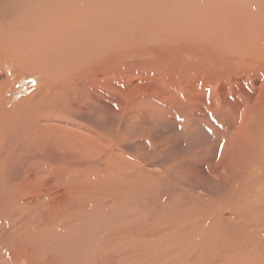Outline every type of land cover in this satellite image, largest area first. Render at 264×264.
Listing matches in <instances>:
<instances>
[{"label": "rangeland", "instance_id": "374dc122", "mask_svg": "<svg viewBox=\"0 0 264 264\" xmlns=\"http://www.w3.org/2000/svg\"><path fill=\"white\" fill-rule=\"evenodd\" d=\"M0 17V264H264V0H0ZM73 81L96 106L62 105ZM243 112L258 135L238 138L254 153L217 203L225 191L209 173L230 170L212 135L233 133ZM94 118L116 129L121 155L100 164L99 184L75 169L62 172L64 194L57 180L52 191L40 171L61 152L84 164L53 134ZM23 172L34 183L21 188Z\"/></svg>", "mask_w": 264, "mask_h": 264}, {"label": "bare ground", "instance_id": "6f19581e", "mask_svg": "<svg viewBox=\"0 0 264 264\" xmlns=\"http://www.w3.org/2000/svg\"><path fill=\"white\" fill-rule=\"evenodd\" d=\"M226 11V10H225ZM34 16V15H33ZM236 17V16H235ZM1 18V17H0ZM26 18V17H25ZM237 19V18H236ZM12 21V20H11ZM248 29V28H247ZM248 33V32H247ZM246 33V34H247ZM250 33V32H249ZM245 35V34H244ZM262 35V34H261ZM238 36V35H237ZM245 37V36H244ZM261 37H263V36H261ZM247 38V37H246ZM259 40H260V38H259ZM242 41V40H241ZM247 41V40H246ZM243 44H244V41L242 42ZM247 45L249 44L248 42L246 43ZM223 45H224V43H223ZM252 45V44H251ZM255 47V46H254ZM34 48H36V47H34ZM251 48H252V50H253V45L251 46ZM220 49V48H219ZM248 49H250V48H248ZM54 50V49H53ZM211 51V50H210ZM215 51V50H214ZM214 51H212V53L214 52ZM249 51V50H248ZM251 51V50H250ZM218 53V52H217ZM252 53V52H251ZM75 54L76 53H74V56H75ZM206 54V53H205ZM207 54H209V52L207 51ZM215 54V53H214ZM250 54V53H249ZM217 55H219V54H217ZM217 55H215V56H217ZM209 56V55H208ZM220 56V55H219ZM250 56V55H249ZM259 56V55H258ZM263 56V54L262 55H260V57H262ZM206 57H207V55H206ZM217 58V57H216ZM203 59V58H202ZM204 59H205V57H204ZM218 59V58H217ZM208 60V59H207ZM226 60H227V58H226ZM262 60V59H261ZM204 61V60H203ZM217 61V60H216ZM215 61V62H216ZM252 61V60H251ZM57 62V61H56ZM208 62V61H207ZM217 62H219V61H217ZM216 62V63H217ZM225 62V61H224ZM53 63L55 64V62L53 61ZM193 63V62H192ZM50 64H52L51 62H50ZM58 63H56L55 65H57ZM65 64V63H64ZM96 64H98V63H96ZM45 65V64H44ZM53 65V64H52ZM54 65V66H55ZM190 65H191V63H190ZM196 65H197V63H196ZM204 65H205V63H204ZM208 65V64H207ZM211 65V64H210ZM217 65V64H216ZM215 65V66H216ZM263 65V64H262ZM61 66H62V64H61ZM254 66V65H253ZM47 67H49V66H47ZM63 67V66H62ZM184 67V66H183ZM195 67V66H194ZM204 67V66H203ZM212 67H213V65H212ZM218 67V66H217ZM50 68V67H49ZM52 69H53V71H54V68L52 67ZM55 69H57V67L55 68ZM94 69V68H93ZM196 69V68H195ZM212 69V68H211ZM259 69V68H258ZM39 70V69H38ZM50 70V69H49ZM59 70V69H58ZM204 70V69H203ZM221 70V69H220ZM260 71V70H259ZM262 71V70H261ZM36 72H38L37 70H36ZM35 72V73H36ZM57 72V71H56ZM202 72V71H201ZM214 73H215V71H213ZM257 72H258V70H257ZM263 72V71H262ZM34 73V72H33ZM51 75H52V73L51 72H49ZM65 73V72H64ZM79 74H80V72H78ZM86 73H88V72H86ZM217 73V72H216ZM253 73H255V72H253ZM260 73V72H259ZM41 74H42V72H41ZM74 74V73H73ZM205 74V73H204ZM43 75V74H42ZM47 75H48V73H47ZM51 75H49V76H51ZM81 75V74H80ZM80 75L78 76V77H80ZM200 75H203V74H200ZM206 75V74H205ZM204 75V76H205ZM218 75V74H217ZM67 76V75H66ZM42 77V76H41ZM65 77V76H64ZM69 77V76H68ZM81 77H83V76H81ZM206 77V76H205ZM212 77H213V74H212ZM37 78H38V76H37ZM43 78V77H42ZM48 78V77H47ZM46 78V79H47ZM54 78V77H53ZM53 78H51V79H49V81L45 84L46 86H47V84L48 83H50V82H52V79ZM61 78H63V77H61ZM60 78V79H61ZM66 78V77H65ZM68 79V78H67ZM83 79V78H82ZM112 79V78H111ZM211 79V78H210ZM59 80V79H58ZM57 80V81H58ZM208 80V79H207ZM219 80V79H218ZM77 81H79V79L77 80ZM115 81V80H114ZM216 81H217V79H216ZM44 82H46V81H44ZM56 82V81H55ZM60 82H61V80H60ZM84 82V81H83ZM41 83H42V81H41ZM52 83H54V79H53V82ZM85 83H86V81H85ZM70 84H72L71 82H70ZM83 84V83H82ZM41 85V84H40ZM55 85V84H54ZM64 85V84H63ZM86 85V84H85ZM48 86H50L49 84H48ZM56 86H57V84H56ZM73 86H76V85H74V81H73ZM91 86H93L94 88H95V86L94 85H91ZM58 87V86H57ZM56 87V89H59V88H57ZM83 87H85L84 85H83ZM83 87H82V85L80 86V87H73V89H72V91L70 92V95H71V98H70V100L68 99V101H63V104L62 105H71V103L73 102V105H95L96 106V104H95V102H91V100L89 101V100H87V98L86 97H82L83 96V94L80 92V91H82L83 90ZM90 87V86H89ZM88 87V88H89ZM92 87V88H93ZM40 88V87H39ZM42 88H43V85H42ZM47 88V87H46ZM72 88V87H71ZM70 88V89H71ZM91 88V89H92ZM93 88V89H94ZM50 89H51V87H50ZM67 89V88H66ZM74 89H77V92L75 91L74 92ZM91 89H90V91H91ZM92 89V90H93ZM98 89V88H97ZM46 90V89H45ZM64 90V89H63ZM39 92H40V90H39ZM39 92H38V94H39ZM46 92V91H45ZM57 92V91H56ZM60 92V91H59ZM58 92V94L55 96V97H57L58 96V98H59V96L61 95L60 93ZM64 92H65V90H64ZM93 92V91H92ZM96 91H94V93H95ZM100 92H102V90H100ZM32 93H33V91H32ZM31 93V94H32ZM49 93V92H48ZM97 93H98V91H97ZM96 93V94H97ZM35 94V93H34ZM60 94V95H59ZM66 94V93H65ZM102 94V93H101ZM63 96H65L64 94H62ZM68 95V94H67ZM82 95V96H81ZM91 95V94H90ZM34 96V95H33ZM32 97V96H31ZM38 97V96H37ZM41 97V96H40ZM42 97H44V96H42ZM49 97V96H48ZM51 97V96H50ZM55 97L53 98L54 100L52 101V102H54L56 99H55ZM34 98V97H33ZM61 98V97H60ZM91 98H93V97H91ZM36 99H38V98H36ZM42 99V98H41ZM90 99V98H89ZM31 100V99H30ZM45 100H46V98H45ZM216 100V99H215ZM22 101V100H21ZM24 101V100H23ZM27 101H29V100H27ZM33 101V100H32ZM50 101V100H49ZM37 102V101H36ZM46 102V101H45ZM52 102L50 103L51 105H52ZM56 102V101H55ZM32 103H34V102H32ZM41 103V102H40ZM43 103H44V101H43ZM47 103V102H46ZM46 103H44V104H46ZM23 104V103H22ZM21 104V105H22ZM25 105V107H26V103H24ZM47 104H49V103H47ZM47 104H46V106H47ZM60 104V103H59ZM58 104V105H59ZM32 105V104H31ZM38 105V104H37ZM54 105V104H53ZM53 105H52V107H53ZM23 106V105H22ZM50 106V105H49ZM95 106H93L94 108H95ZM43 107H44V105H43ZM55 107H58V106H55ZM60 107H62V106H60ZM14 108V107H13ZM33 108H34V105H33ZM37 108V107H36ZM38 108H39V106H38ZM47 108V107H46ZM63 108V107H62ZM245 108H247V107H245ZM17 109V108H16ZM24 109V108H23ZM27 109V108H26ZM53 109V108H52ZM37 110V109H36ZM59 110V111H58ZM58 110H56V108H55V110L54 111H58L59 113H61L60 111H61V109H58ZM65 110V109H64ZM95 110H96V108H95ZM98 110V109H97ZM25 111V110H24ZM34 111V110H33ZM39 111V110H38ZM253 111V110H252ZM5 111H3V110H1V115L3 116V117H12V116H18V114H19V109L18 110H16V115H15V113H13V112H11L10 113V111H8L10 114H8V113H5V114H3ZM25 112H27V111H25ZM36 112V111H35ZM42 112H43V110H42ZM48 112V111H47ZM47 112H44V113H47ZM173 112V111H172ZM172 112L171 113H169V115L170 116H172L171 114H172ZM38 113H40V112H38ZM44 113H42V114H44ZM51 113V112H50ZM52 113H53V111H52ZM242 113V112H241ZM14 114V115H13ZM48 114V113H47ZM198 114H200V113H198ZM221 114V113H220ZM250 114V113H249ZM21 115V114H20ZM27 115H28V113H27ZM36 115V114H35ZM45 115V114H44ZM197 115V114H196ZM227 115V114H226ZM252 115H253V113H252ZM53 116V115H52ZM19 117V116H18ZM40 117H41V113H40ZM55 117V116H54ZM58 117V116H57ZM191 117V116H190ZM197 117H198V115H197ZM196 117V118H197ZM237 117V116H236ZM4 118V120H6ZM9 118V119H10ZM44 118V120H45V118H47V116L46 117H43ZM43 118L42 119H40V120H43ZM49 118H50V114H49ZM69 118V117H68ZM173 118V117H172ZM226 118V117H225ZM239 118V117H238ZM249 118H250V116L248 117L247 116V113H245V112H243V114H241V116H240V122H239V126L238 127H236L235 128V130H234V132L233 133H231L230 134V132H228L229 130H227V128H229V127H226V126H224V125H222V127L221 128H219V126L218 127H216V131H215V133L212 135V140H214V141H218L217 142V145H216V151H219V153L221 154V157H224V158H226V159H228L229 160V163H228V165L226 164V166H228L229 167V170H230V175H224V174H220V173H218V172H216V171H212V172H210L209 174H211V177H213V179H214V181H215V183L216 184H219V186L220 187H223L224 189H223V191H225V193H223L222 195H220V193H219V195H217L216 196V194L215 195H213V196H215L214 198H217L218 199V202L217 203H219L220 202V200H222V198L223 197H228V194H229V192L231 193V191L232 190H238V188H239V186H236L235 185V183H234V181L236 182V183H238L237 182V180H238V178H235L237 175H239V174H241V167H240V165H239V163H238V159H239V161L240 160H242V157H243V159H244V155H246V154H248V155H250V153H254V149H253V147L250 145V144H248V143H246V141H244L243 139L242 140H240L238 137H239V135L240 134H243V136H245L246 134H249V135H253V134H255V132L252 130L251 132H252V134H250L249 133V131H250V129H249V131H247L246 129L248 128H246V126H248V125H246L248 122H249ZM12 119H13V117H12ZM52 119V118H51ZM50 119V120H51ZM54 119V118H53ZM64 119V118H63ZM75 119V118H74ZM74 119H71L72 121H75ZM104 119V118H103ZM252 119H253V117H252ZM68 120V119H67ZM70 120V119H69ZM93 121H91V124L88 126V125H81V126H78V125H75V126H72V128L71 127H69V126H67V131H66V133L64 134V136L63 137H61L60 135L61 134H58L57 132V134H53V135H55L54 137H60V138H62L63 140H64V138H65V140H66V137L68 138V137H70L69 139H67L66 141H67V144H69V145H71V144H73L74 146L73 147H75V143H77V146H78V148H79V157L83 160L82 162L84 163L83 164V167H80L81 169L79 170L78 169V167L77 166H71V163H72V160L73 159H75L76 158V155L75 154H73V152L71 151H69V152H61V155L59 156V155H57V156H59V161H58V163L55 165V166H52V167H50V169L48 168L47 169V167H45L46 168V170H47V172H45L44 170H41L40 171V173L43 175V179H44V182H46V184H45V186L46 185H50L49 183H51L52 181H55V180H57L58 181V183L60 182V184H58V186H59V190H60V193H62V191H64V190H62V189H64L63 188V183H65V180H63L62 179V172H69V171H73V170H75V169H77V171H75V172H81V171H87V172H85V176H86V178H87V176H89V179L90 180H88L87 182H91V180H93L94 182L96 181V183L97 184H99L100 182L98 181V179H99V177H100V174H101V172L102 173H104L103 171H101V169H100V164H104V162H105V160L107 161V159L108 160H110L112 163L116 160V156H119V155H121L120 153H119V149L117 148V143H118V137H117V131H115L116 129H110L109 127L107 128V122L105 123V121H104V128H101V125L99 124V123H97V119L96 118H94V119H92ZM182 120H184V118L182 119ZM188 120V119H187ZM194 120H195V118H194ZM212 120V119H211ZM3 121V120H2ZM208 121V120H207ZM225 121V120H224ZM4 122V121H3ZM42 121H40V123H41ZM45 122H47V120L45 121ZM44 122V123H45ZM51 122H53V120H51ZM198 122H199V119H198ZM47 123H49V122H47ZM46 123V124H47ZM55 123V122H54ZM70 123V122H69ZM68 123V124H69ZM184 123V122H183ZM195 123H197V122H195ZM205 123V122H204ZM206 123H208V122H206ZM210 123H211V121H210ZM210 123H208V124H210ZM32 124V123H31ZM42 124V126H47L46 124L45 125H43V122L41 123ZM53 124V123H52ZM83 124V123H82ZM198 124V123H197ZM212 124H214V125H218L217 123H212ZM221 124V123H220ZM223 124V123H222ZM28 125V124H27ZM34 125V124H33ZM50 125H51V123H50ZM190 125V124H189ZM213 125V127H215ZM254 125V124H253ZM54 126H55V124H54ZM58 126V125H57ZM62 126V125H61ZM71 126V125H70ZM78 126V127H77ZM108 126H110V125H108ZM207 126V125H206ZM250 126V125H249ZM36 127V126H35ZM112 127V126H111ZM210 127V126H209ZM212 127V126H211ZM210 127V128H211ZM212 127V128H213ZM240 127V128H239ZM255 127H256V124H255ZM37 128V127H36ZM39 128V127H38ZM37 128V129H38ZM48 128H49V131L51 130L50 129V126H48ZM209 128V129H210ZM55 129V128H54ZM53 129V130H54ZM208 129V130H209ZM29 130H32V129H29ZM43 130V129H42ZM40 131V132H43V131ZM57 130V129H56ZM100 130H106V131H104L106 134H103L104 132H99ZM194 130V129H193ZM213 130V129H212ZM258 130H259V127H258ZM39 131V130H38ZM37 131V132H38ZM74 131V132H73ZM211 131V130H210ZM260 131V130H259ZM31 132V131H30ZM40 132H38L39 134H40ZM47 132V131H46ZM213 132V131H212ZM50 133H51V135H50ZM50 133H49V136L51 137L52 136V133H53V131L51 132L50 131ZM33 134V133H32ZM34 134H35V132H34ZM44 134V133H43ZM42 133L40 134V137H41V135H43ZM47 134V133H46ZM260 134V133H259ZM36 135V134H35ZM38 135V134H37ZM37 135H36V137H37ZM58 135V136H57ZM255 135H258V133H256ZM39 137V136H38ZM46 137V136H45ZM54 137H52V138H54ZM237 137V138H236ZM25 138V137H24ZM35 139V137H32L30 140H32V139ZM47 138H48V136H47ZM59 138V139H60ZM236 138V139H235ZM22 139V138H21ZM56 139V138H55ZM61 139V140H62ZM26 140H27V138H26ZM52 140V139H51ZM45 141H47V140H45ZM50 141V140H49ZM21 142V141H20ZM26 142V141H25ZM24 142V143H25ZM54 142V141H53ZM56 142V141H55ZM61 142V141H60ZM27 143V142H26ZM59 143V142H58ZM16 145V144H15ZM15 145H13V146H15ZM23 145V144H22ZM21 144H20V146L21 147H24V146H22ZM28 145V144H27ZM60 147V146H59ZM58 147V148H59ZM236 147H238L240 150H242V151H239V150H236ZM28 148V147H27ZM66 148H69V147H66ZM78 148H76V150L78 151ZM70 150H73V148L72 149H70ZM57 151V150H56ZM59 151V150H58ZM74 151V150H73ZM10 152V151H9ZM18 152V151H17ZM11 153V152H10ZM29 153H31V152H29ZM57 153V152H56ZM60 153V152H59ZM9 154V153H8ZM6 155V154H5ZM102 155H103V160H102ZM255 155V154H254ZM7 156V155H6ZM250 157V156H249ZM7 158V157H6ZM6 158H4V159H6ZM57 158V157H56ZM79 158V159H80ZM106 158V159H105ZM119 158V157H118ZM117 158V159H118ZM130 158H132L131 156L129 157V160H130ZM251 158V157H250ZM52 159V158H51ZM55 159V158H54ZM121 159V158H120ZM120 159H119V161H120ZM123 160H125L126 161V159H124V157L122 158ZM133 159H134V157H133ZM133 159H132V161H133ZM246 159H248V157L246 158ZM252 159H254V157L252 156ZM129 160H127V161H129ZM135 160V159H134ZM7 161H8V159H7ZM78 161V160H77ZM126 161V162H127ZM244 161H245V159H244ZM252 161V160H251ZM52 162H54V160L52 161ZM51 162V163H52ZM74 162V161H73ZM79 162H80V160H79ZM102 162V163H101ZM109 162V161H108ZM121 162H123L122 160H121ZM224 162H226V161H224ZM23 163V162H22ZM42 163V162H41ZM48 163H50L49 161H48ZM76 163V162H75ZM115 163V162H114ZM113 163V164H114ZM129 163V162H128ZM128 163H123V164H125V166H126V168L127 169H129V167L128 166H130V164H133L134 162H130L129 163V165L127 166V164ZM138 163V162H137ZM245 163H246V161H245ZM36 164V163H35ZM43 164V163H42ZM77 164V163H76ZM116 164H117V162H116ZM120 164V163H119ZM222 164V163H221ZM54 165V164H53ZM224 165V164H223ZM242 165H244V164H242ZM103 166V165H102ZM119 165H117V167H118ZM122 166V165H121ZM140 166H142V165H140ZM169 166V165H168ZM167 166V167H168ZM175 166V165H174ZM4 167V166H3ZM108 167V166H107ZM112 167V166H111ZM166 167V166H165ZM219 167V166H218ZM19 168V167H18ZM22 168H23V166H22ZM32 168V167H31ZM106 168V167H105ZM116 168V167H115ZM125 168V167H124ZM123 168V169H124ZM131 168V167H130ZM36 169V168H35ZM39 169V168H38ZM113 169H114V167H113ZM119 170H121L120 168H118ZM122 169V170H123ZM132 169V168H131ZM145 169V168H144ZM164 169V168H163ZM217 169V168H216ZM223 169V168H222ZM242 169H243V167H242ZM22 170V169H21ZM24 170V169H23ZM49 170V171H48ZM116 169H114V171H115ZM121 170V171H122ZM126 170V169H125ZM141 170V169H140ZM139 170V171H140ZM210 170V169H209ZM59 171V174H58V177H57V175H55L56 174V172H58ZM127 171V170H126ZM137 171V170H136ZM147 171V170H146ZM152 171V170H151ZM157 171V170H156ZM163 171V170H162ZM173 171V170H172ZM211 171V170H210ZM225 171V170H224ZM228 171V170H227ZM235 171V172H234ZM243 171H245L244 169H243ZM21 172V171H20ZM39 172V171H38ZM84 172H83V174H79V176L80 175H84ZM116 172V171H115ZM115 172H113L112 170H111V174L113 173H115ZM128 172V171H127ZM141 172V171H140ZM143 172V171H142ZM158 172V171H157ZM159 172H160V170H159ZM177 172V171H176ZM233 172L235 173L234 174V176H232V174H233ZM24 174V176L26 177V178H22L21 179V181L20 182H18V183H16V185L17 186H19V187H24V186H27V185H25V184H28V183H34V179H33V177H32V173L31 172H23ZM105 173H106V171H105ZM120 173V172H119ZM118 173V174H119ZM123 173H124V171H123ZM161 174H162V172H160ZM66 173H64V175H65ZM107 174H108V171H107ZM117 174V172L114 174V175H116ZM125 174H127V173H125ZM129 174V173H128ZM127 174V175H128ZM160 174V175H161ZM163 174H165L164 172H163ZM170 175H171V173H169ZM169 174H168V176H169ZM173 174V173H172ZM40 175V174H39ZM74 175V174H73ZM122 175V174H121ZM165 175H167V174H165ZM177 175V174H176ZM113 176V175H112ZM243 176V175H242ZM16 177V176H15ZM20 177V176H19ZM36 177V176H35ZM76 177V176H75ZM74 177V178H75ZM82 177V176H81ZM120 177V176H119ZM124 177V176H123ZM161 177H162V175H161ZM21 178V177H20ZM41 178H42V176H41ZM71 178V177H70ZM106 178V177H105ZM178 178V177H177ZM183 178L185 179V174L183 175ZM239 178H242L241 176L239 177ZM12 179V178H11ZM14 179H16V178H14ZM42 179V180H43ZM66 179V178H65ZM77 179V178H76ZM78 179H79V177H78ZM83 179V178H82ZM85 179V178H84ZM104 179V178H103ZM121 179V178H120ZM180 179V178H179ZM243 179V178H242ZM241 179V180H242ZM41 180V179H40ZM41 180V181H42ZM79 180H81V179H79ZM122 180V179H121ZM153 180V179H152ZM164 180H165V176H164ZM168 180H170V179H168ZM182 180V179H181ZM244 180H246L247 181V179H244ZM244 180H243V183H244ZM15 181V180H14ZM17 181V180H16ZM39 181V180H38ZM83 181V180H82ZM81 181V182H82ZM102 181V180H101ZM84 182V181H83ZM103 182H105V181H103ZM112 182V181H111ZM240 182V181H239ZM248 182V181H247ZM68 183V182H67ZM40 185L41 186V184H40V182L39 183H37V185ZM52 184V183H51ZM57 184V183H56ZM69 184V183H68ZM247 184V183H246ZM11 185V184H10ZM13 185V184H12ZM79 185V184H78ZM82 185V184H81ZM84 185V184H83ZM44 186V187H45ZM51 187V189H52V185H50ZM58 186H57V189H58ZM70 186L71 187H73L71 184H70ZM31 187V186H30ZM34 188V187H33ZM37 188V187H36ZM173 188V187H172ZM66 189V188H65ZM73 189V188H72ZM78 189V188H77ZM155 189V188H154ZM226 189V190H225ZM53 190H56V189H52V191ZM89 190V189H88ZM94 190V189H93ZM221 190V189H220ZM40 191V190H39ZM43 191V190H42ZM41 191V192H42ZM48 191V190H47ZM46 191V192H47ZM51 191V190H50ZM76 191V190H75ZM79 191V190H78ZM165 191H166V189H165ZM165 191L164 192H162V193H165ZM217 191V190H216ZM215 191V192H216ZM40 192V193H41ZM46 192H45V194H46ZM58 192V191H57ZM70 192V191H69ZM71 192H72V190H71ZM82 192V191H81ZM99 192V191H98ZM172 192V191H171ZM180 192V191H179ZM218 192H219V189H218ZM221 192V191H220ZM235 192V191H234ZM234 192H233V194H234ZM80 193V192H79ZM155 193V192H154ZM169 193V192H168ZM176 193H177V191H176ZM212 193V192H211ZM12 194V193H11ZM45 194L43 193V196H45ZM55 193H53V195H54ZM62 194H64V192L62 193ZM66 194H68V193H66ZM80 194H82V193H80ZM156 194H158V193H156ZM166 194V193H165ZM171 194V193H170ZM201 194H203V193H201ZM232 194V195H233ZM49 195V194H48ZM52 195V194H51ZM59 195V194H58ZM69 195V194H68ZM152 195V194H151ZM199 195V194H198ZM209 195V194H208ZM235 195V194H234ZM35 196V199H33V203H35V204H37L39 201H41V199L38 197V196H36V195H34ZM55 197H56V195H54ZM53 196V198L52 197H45V200L48 202H46L47 204H49L48 206H49V208L52 210L53 208H54V202H52V200H55V202L58 200V199H55V197ZM83 196H85V195H83ZM154 196H156V195H154ZM163 196V195H162ZM168 196V195H167ZM171 196H173V195H171ZM185 196V195H184ZM204 196V195H203ZM59 197H61V196H59ZM87 197H88V195H87ZM89 197H90V195H89ZM91 197H93V196H91ZM169 197V196H168ZM209 197V196H208ZM157 198V197H156ZM172 198V197H171ZM177 198H179V197H177ZM177 198H176V200H177ZM209 198H211V197H209ZM51 199V200H50ZM65 199V198H64ZM89 199V198H88ZM158 199V198H157ZM186 199V198H185ZM201 199H202V197H201ZM213 199V198H212ZM224 199V198H223ZM230 199V198H229ZM60 200V199H59ZM92 200V199H91ZM160 200V199H159ZM158 200V201H159ZM176 200H175V202H176ZM180 200V199H179ZM179 200H178V202H179ZM202 200H205L206 201V198H204L203 197V199ZM214 200V199H213ZM225 200H226V198H225ZM224 200V201H225ZM43 201V200H42ZM61 201V200H60ZM94 201V200H93ZM92 201V202H93ZM156 201V200H155ZM182 202H183V200H181ZM180 201V202H181ZM209 201H212V200H208V202ZM216 201V200H215ZM7 202V201H6ZM44 202V201H43ZM59 202V201H58ZM102 202V201H101ZM174 202V201H173ZM212 202H214V201H212ZM26 203H28V202H26ZM45 203V202H44ZM59 203H61V202H59ZM89 203V202H88ZM184 203V202H183ZM211 203V202H210ZM216 203V204H217ZM3 204V203H2ZM157 204H158V202H157ZM177 204V203H176ZM195 204V203H194ZM203 204V203H202ZM204 204H206V203H204ZM215 203L213 204V205H216ZM26 205V204H25ZM56 205V204H55ZM89 205V204H88ZM179 205H182V203L181 204H179ZM69 206V205H68ZM193 206V205H192ZM194 206H196V205H194ZM200 206H201V202H200ZM56 207H57V205H56ZM172 207V206H171ZM205 207V206H204ZM208 208V207H207ZM211 208V207H210ZM209 208V209H210ZM49 209V210H50ZM61 209H63V208H61ZM61 209H59V210H61ZM3 210V209H2ZM55 210H56V208H55ZM54 210V211H55ZM79 210V209H78ZM48 211V210H47ZM65 211V210H64ZM81 211V210H80ZM161 211V210H160ZM212 211V209H210V212ZM18 212V211H17ZM215 212V211H214ZM227 212V211H226ZM61 213H63V212H61ZM50 214V213H49ZM195 214V213H194ZM204 215V214H203ZM203 215H201V216H203ZM218 215V214H217ZM58 217H59V215H58ZM63 217V216H62ZM223 217V216H222ZM54 218V217H53ZM56 218V217H55ZM57 219V218H56ZM45 220V219H44ZM49 220V219H48ZM58 221H60V220H58ZM48 222V221H47ZM61 222V221H60ZM57 223V222H56ZM67 223V222H66ZM18 225V224H17ZM41 226V225H40ZM73 229V228H72ZM189 230V229H188ZM202 230V229H201ZM148 231V230H147ZM189 232V231H188ZM36 234V233H35ZM155 236V235H154ZM234 245V244H233ZM235 247V246H234ZM257 261V260H256Z\"/></svg>", "mask_w": 264, "mask_h": 264}]
</instances>
